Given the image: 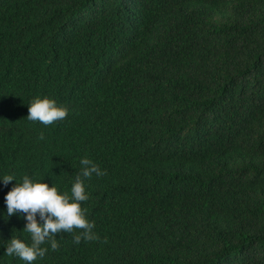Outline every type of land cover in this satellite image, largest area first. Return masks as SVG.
<instances>
[{
    "label": "trees",
    "instance_id": "trees-1",
    "mask_svg": "<svg viewBox=\"0 0 264 264\" xmlns=\"http://www.w3.org/2000/svg\"><path fill=\"white\" fill-rule=\"evenodd\" d=\"M37 96L67 117L29 121ZM80 152L100 239L33 264H264V0H0V264L31 245L7 192L70 194Z\"/></svg>",
    "mask_w": 264,
    "mask_h": 264
},
{
    "label": "clouds",
    "instance_id": "clouds-1",
    "mask_svg": "<svg viewBox=\"0 0 264 264\" xmlns=\"http://www.w3.org/2000/svg\"><path fill=\"white\" fill-rule=\"evenodd\" d=\"M67 115V108L58 106L55 100L47 97L37 96L28 104L27 119L39 121L45 126L63 120ZM39 139H44L43 133ZM80 166V173L75 176L70 194L60 193L55 186L49 187L47 183L34 181L28 175L7 192L4 197L7 216L24 214L26 225L23 231L30 234L31 245L12 237L5 247L6 255L16 256L26 264H33L37 258H43L48 251L42 245L49 244L52 251H57L59 249L57 235L62 232L74 233V230H80L79 234L73 235L75 244H79L82 239L89 242L99 241L100 237L93 231L95 223L87 219V209L82 208L81 203L89 199L85 190V180L91 179L93 174L106 175V171H101L99 165L87 157L80 160ZM0 180L7 186L14 181V177L5 175ZM104 243H107V238Z\"/></svg>",
    "mask_w": 264,
    "mask_h": 264
}]
</instances>
